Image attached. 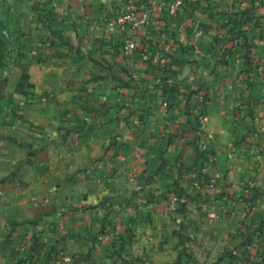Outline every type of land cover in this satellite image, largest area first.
<instances>
[{"label": "crops", "instance_id": "0c3cea01", "mask_svg": "<svg viewBox=\"0 0 264 264\" xmlns=\"http://www.w3.org/2000/svg\"><path fill=\"white\" fill-rule=\"evenodd\" d=\"M125 1L51 0V25L21 21L25 56L0 104V264L32 252L28 264H55L57 249L72 264H240L241 226L264 219V0H188L163 13L138 33L150 63H131L110 25ZM199 90L217 155L208 174L218 193L254 183L249 218L221 198L230 214L210 219L196 207L206 193L184 178ZM176 186L189 200L182 220L164 207Z\"/></svg>", "mask_w": 264, "mask_h": 264}, {"label": "built area", "instance_id": "2783aa9c", "mask_svg": "<svg viewBox=\"0 0 264 264\" xmlns=\"http://www.w3.org/2000/svg\"><path fill=\"white\" fill-rule=\"evenodd\" d=\"M204 2V0H201ZM190 4L188 0H126L123 3L120 12L116 13L110 20V25L116 29L122 36V50L125 57L134 63L135 60H140L145 63H150L148 56L149 51L142 45L138 39V33L141 30L147 31V35L155 31L160 26V21L167 15L169 18L176 17L183 12ZM202 31L197 30V36ZM196 39L192 41L194 44ZM197 105L194 107L197 127L200 131L198 139L197 157L203 159V166L199 171L194 168L184 172L185 180L204 191L207 195V201L201 204V209L208 211V217L217 219L221 209L218 208L219 200L223 198L224 193L221 191L217 194V186L213 177L209 176L208 168L217 162V155L214 149V134L205 128L206 116L203 112L206 95L200 93L197 97ZM165 107L169 106L168 102L164 103ZM76 130L77 136H81L84 131ZM82 132V133H81ZM113 152L111 149L105 151L104 157L111 160ZM256 191L254 183H249L245 187V197L249 200H254V192ZM254 193V194H253ZM226 200V198H224ZM165 209L178 213L182 217L185 215V209L189 203L186 194L179 188L175 187L170 190L165 196ZM230 201V200H226ZM206 204V205H205ZM243 232L242 253L233 251V255L239 258L240 264H253L264 262V228L259 230V223L250 224ZM56 259L58 263L61 261H72V258L67 256L62 251L57 252Z\"/></svg>", "mask_w": 264, "mask_h": 264}, {"label": "rangeland", "instance_id": "374dc122", "mask_svg": "<svg viewBox=\"0 0 264 264\" xmlns=\"http://www.w3.org/2000/svg\"><path fill=\"white\" fill-rule=\"evenodd\" d=\"M50 1L51 0H0V104L5 99V96H3V90L5 89L4 86L7 85L8 81L15 80V77L17 76V73H18L17 64H21L22 58L25 56V54H23L20 50V43L23 37L22 29H21V21L25 19L31 20V18H34L37 21L38 25L41 27L44 26V24L51 25L53 22L54 14L50 6ZM49 39L50 37L48 36L47 41L44 43L45 46H51L49 45V43L51 42ZM58 43H60V40H58ZM52 44L54 43L52 42ZM253 61H254V65H258L259 63V66H260V63H261L260 59L258 62L256 57H254ZM25 80L29 82V78H25ZM26 84H27L26 89L28 90V92L26 91L25 93L27 94L29 93V90H30V84L29 83H26ZM201 91L202 90H199V92L196 94V97L201 93ZM1 108L3 107H0V109ZM8 115L15 116V114H12V111L11 113H8ZM74 128L77 130L78 129L83 130L84 132L86 131V127L76 126ZM65 132L67 131L65 130V128H63V132H62L63 135L65 134ZM254 193H253L255 197L254 200H249V198H246L245 193L241 194L240 196H236L235 194H231V193L230 194L225 193L223 198H226V200L227 199L230 200L229 203L231 202L234 203L235 209L243 205L245 215L246 217L249 218L251 214L253 213L254 208L258 205L261 195H262V194L260 195V192L257 189ZM226 200L224 201L226 202ZM204 203L205 202L203 200H200L199 202H197L196 204L197 209L200 210L201 204H204ZM203 211L208 213V211L206 210H203ZM222 213H224V216H227L228 214H230L229 211H226V210L222 211ZM179 219L182 220L183 219L182 216H180ZM250 219L251 218H249L248 223H243V225L241 226L242 236H243V232H245L244 229L248 228L250 224L251 225L256 224L260 221L259 220L256 222V221H253L254 219L253 220H250ZM213 220H216V219H213ZM35 245L38 246V241H34V243L32 242V245H30V246H33L34 251H36L37 249ZM188 248L189 246H187V249ZM24 250L28 251V249H24ZM59 251H62L64 253V250L57 249V252ZM55 252L53 254L55 264L74 263L73 258L67 255L66 253L65 254L67 256L72 258V261L70 262L61 261L60 263H58L56 259V256L58 253L57 252L55 253ZM35 256H36L35 253L32 252V254L28 256V259L30 260V261L28 260V263L31 262L35 258ZM253 264H259V263L253 262Z\"/></svg>", "mask_w": 264, "mask_h": 264}, {"label": "trees", "instance_id": "16d2710c", "mask_svg": "<svg viewBox=\"0 0 264 264\" xmlns=\"http://www.w3.org/2000/svg\"><path fill=\"white\" fill-rule=\"evenodd\" d=\"M24 82H23V80L21 81V83L19 84V86H18V91L19 92H22V90H23V87H24V84H23ZM203 159L201 158V157H197V159H196V162L194 163V165H193V168L195 169V170H197V171H199L200 170V168L203 166ZM259 230H261L262 228H264V219H261L259 222ZM188 262V261H187ZM187 262H185V263H182V264H187Z\"/></svg>", "mask_w": 264, "mask_h": 264}]
</instances>
